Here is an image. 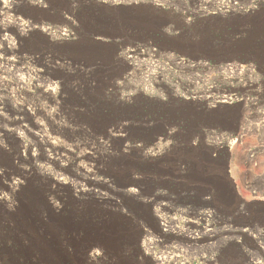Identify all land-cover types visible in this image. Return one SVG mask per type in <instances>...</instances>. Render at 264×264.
I'll return each mask as SVG.
<instances>
[{
  "label": "rangeland",
  "instance_id": "374dc122",
  "mask_svg": "<svg viewBox=\"0 0 264 264\" xmlns=\"http://www.w3.org/2000/svg\"><path fill=\"white\" fill-rule=\"evenodd\" d=\"M29 190L128 223L84 264H264V0H0V264Z\"/></svg>",
  "mask_w": 264,
  "mask_h": 264
},
{
  "label": "bare ground",
  "instance_id": "6f19581e",
  "mask_svg": "<svg viewBox=\"0 0 264 264\" xmlns=\"http://www.w3.org/2000/svg\"><path fill=\"white\" fill-rule=\"evenodd\" d=\"M106 1L120 3L124 0ZM36 203L39 204L36 191L29 190L18 213L10 218L12 222L18 221L16 223L21 224L23 228H27L33 233L27 239L28 242L21 244L19 249L24 264H84L86 260L89 259L90 261L92 260L91 257L95 259L99 255L98 251L90 246V237L93 236V239L103 237L114 242L115 246L120 245L119 241L128 225V223L118 222L116 219H110L105 221V224L98 225L92 222L88 214L80 213L79 215L73 213L66 217H59L54 224H41L38 223L35 216ZM2 222L3 219L0 217V224ZM157 228L163 234L168 232L165 230L163 223L159 222ZM147 242L149 243V241ZM64 245L73 246L74 252L71 254L65 253ZM142 251L145 256H149L148 249L144 244L142 245ZM151 258L157 264H161V260H163V257L154 255Z\"/></svg>",
  "mask_w": 264,
  "mask_h": 264
}]
</instances>
